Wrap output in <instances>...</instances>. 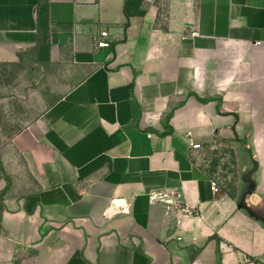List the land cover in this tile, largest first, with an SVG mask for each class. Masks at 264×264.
<instances>
[{
    "label": "crops",
    "instance_id": "obj_1",
    "mask_svg": "<svg viewBox=\"0 0 264 264\" xmlns=\"http://www.w3.org/2000/svg\"><path fill=\"white\" fill-rule=\"evenodd\" d=\"M21 61L63 92L14 137L38 188L3 210L0 264H264V0H0ZM222 143L234 193L201 162Z\"/></svg>",
    "mask_w": 264,
    "mask_h": 264
},
{
    "label": "rangeland",
    "instance_id": "obj_2",
    "mask_svg": "<svg viewBox=\"0 0 264 264\" xmlns=\"http://www.w3.org/2000/svg\"><path fill=\"white\" fill-rule=\"evenodd\" d=\"M56 70L23 61L0 63V222L7 205L38 188L28 158L13 140L63 92L54 82ZM234 151L232 143L207 147L201 160L221 191L228 193L237 192L241 173Z\"/></svg>",
    "mask_w": 264,
    "mask_h": 264
},
{
    "label": "built area",
    "instance_id": "obj_3",
    "mask_svg": "<svg viewBox=\"0 0 264 264\" xmlns=\"http://www.w3.org/2000/svg\"><path fill=\"white\" fill-rule=\"evenodd\" d=\"M109 35L110 34L108 30L101 31L99 39L97 41V47L108 48L112 46L111 40L109 39ZM193 148L201 149L202 145L193 144ZM211 187L214 192H218L220 190L219 183L215 179L211 181ZM150 196L153 201H158L163 205L165 214L173 221L179 222L178 216L180 213H184L190 216L198 214L195 208L189 207V205L185 201L184 194L181 192L171 189H164L161 191H154L151 193Z\"/></svg>",
    "mask_w": 264,
    "mask_h": 264
},
{
    "label": "trees",
    "instance_id": "obj_4",
    "mask_svg": "<svg viewBox=\"0 0 264 264\" xmlns=\"http://www.w3.org/2000/svg\"><path fill=\"white\" fill-rule=\"evenodd\" d=\"M217 162H215L214 164L216 165Z\"/></svg>",
    "mask_w": 264,
    "mask_h": 264
}]
</instances>
